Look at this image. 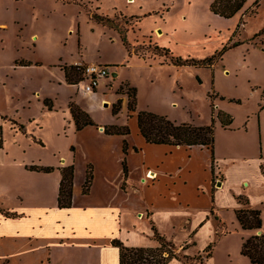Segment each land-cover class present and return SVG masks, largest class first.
Masks as SVG:
<instances>
[{
	"label": "rangeland",
	"instance_id": "1",
	"mask_svg": "<svg viewBox=\"0 0 264 264\" xmlns=\"http://www.w3.org/2000/svg\"><path fill=\"white\" fill-rule=\"evenodd\" d=\"M208 1L195 0L190 7H197L196 15L193 17L189 14L186 22L180 26L181 34L175 37H166L169 34L167 26H156L157 17L146 18L138 24L134 18L137 16L117 12L116 18L112 16V19L120 22L122 29L128 32L134 30L137 38L135 41L130 39V42L138 55L151 58L155 56L156 60L159 58L160 61L169 63V57L156 54L166 42L169 46L167 49L184 60L212 58L221 53L212 67L188 66L179 71L158 65L111 68V76L105 81L111 82L110 90L115 89L118 80L113 73L122 71L127 79L133 78L132 85L138 89L139 111L168 116L179 124L211 125L214 106L216 110L233 116L234 129L247 125L250 132L246 136L241 135L244 132L242 130L240 133L233 130L228 132L219 123L215 124L216 153L220 156V167L230 184L239 180L241 171L247 168V164L252 166L250 169L253 171L257 168V159L230 160L229 150L231 147L236 152L255 149L252 136L255 137L253 131L257 130V114L264 113V31L261 32L264 29V0H260L258 15L251 14L258 2L253 0L254 4L250 5L246 13L231 20H220L208 14ZM167 2L169 3L166 4L165 0H143L139 4L143 12L168 11L167 16L180 24L181 14L187 15L188 0ZM181 2L186 5L182 7ZM132 3L133 0L128 1L129 5ZM85 5L92 12L101 14L96 4L85 2ZM84 10L76 5H67L61 0H0V126L3 132L0 135L3 146L0 148L6 150L0 151V206L9 204L21 207L27 204V200L21 195L18 197L17 192L27 177L26 165H30L27 169L33 172L39 171L32 170V166L55 168L50 174L41 172L47 176L43 200L35 202L34 194L33 199L28 201V206H58L59 184L57 175L52 174L61 167L65 153L72 155L75 152L70 144L68 123L64 126L66 129L63 127L64 111L70 98L81 92L77 86L57 88L50 81L55 79L56 73L61 74L63 65H70L81 56L88 62L94 60L100 65L110 61L112 57L119 61L124 58L121 44L110 42L108 35H104V29L90 20ZM169 28L171 29L170 26ZM17 59L40 61L43 65L37 70L19 69L13 72V62ZM177 80L182 83L184 90L178 88ZM37 93L42 94L41 97H54L56 110L49 112L44 109L45 99L38 102L39 97L35 95ZM174 96L179 102L178 105L175 103L176 107H172ZM122 97L117 94V99ZM106 105L111 104L106 102ZM118 114L123 116L124 110ZM20 124L25 126L26 133L21 130ZM35 138L42 140L44 145ZM70 164H74V161L71 160ZM262 164L264 165V160ZM158 215L164 217L163 213ZM162 226L160 232L168 239L173 238V230L164 224ZM228 230L231 234L222 241L218 240V243L213 237V229L201 230L196 238L197 243L183 239L181 235L171 241L183 264L206 263L205 249L212 242L215 252L210 264H250L248 260L246 263V259L243 262L241 260L242 230L235 229L232 224H229ZM141 239L144 241V235H141ZM100 242L101 250L105 247L108 255H111L104 238ZM128 243L132 241L126 244ZM228 255L238 256L239 261L230 263ZM108 261L109 264H114L112 257L108 256ZM168 264L180 262L172 260Z\"/></svg>",
	"mask_w": 264,
	"mask_h": 264
},
{
	"label": "crops",
	"instance_id": "2",
	"mask_svg": "<svg viewBox=\"0 0 264 264\" xmlns=\"http://www.w3.org/2000/svg\"><path fill=\"white\" fill-rule=\"evenodd\" d=\"M80 1L96 4L101 14L111 18L112 16L116 18L117 12L139 16L141 18L136 19L138 24L146 18L157 17L158 22H160L159 25L157 22L156 26L168 27L169 34L167 36L165 34L166 37L169 35L175 37L181 34L179 29L182 27L180 26L186 22L189 14L194 17L197 11L196 6L190 7L195 3V0H188V5L181 2L182 7L185 5L187 7V15L186 13L181 14V23L176 24L171 16H167L169 15L168 11L143 12L142 6L139 4L143 0H133L130 5L128 4L130 0ZM165 1L166 4L169 3L168 0ZM213 1L209 0L206 3L208 14L220 20H231L212 13L211 4ZM254 2L248 0L245 9L232 19L246 13ZM67 5H76L79 9H83L77 4ZM85 13L88 15L86 11ZM93 22L104 29V35H108L110 42L120 43L121 52H123L122 61L112 57L103 65L116 69L158 65L171 67L177 71L188 67H178L170 61L169 63L160 61L159 58L156 60L155 56L152 58L141 56L134 51L131 54L118 31ZM127 35L129 41L130 39L135 41L137 38L134 30L129 31ZM142 35L145 34L142 33ZM164 45L163 47L169 48L168 43L165 42ZM18 60L20 61L18 62ZM23 60L25 59H17L13 62V72L19 69L37 70L43 65L40 61H32L33 65L30 66L21 65ZM71 64L88 65L99 64V62L94 60L88 62L81 56ZM62 73H64L62 70L61 74L56 73L55 79L50 82L57 88L74 86L67 83L65 73ZM124 75L122 71L113 73V76L118 80L114 91L109 89L111 82L104 80L96 92L91 94L81 92L69 100L70 102L75 101L83 110L88 112L99 126H88L78 131L69 108L70 102L64 111L63 121L65 123L63 127L68 123L67 126L71 135L70 144L75 147L74 154L65 153L62 158L64 160L60 163L63 166L70 164V161L73 160L76 167L73 206L71 208L28 206V201L33 199L34 194L36 196L33 199L35 202L43 200L47 176L41 172L30 171L27 169V166L30 165H26L27 177L25 181H22L21 188H18L17 192L18 197L21 195L27 200V204L21 205V207H14L9 204L0 206L19 215L8 218L0 213V264H109L108 256L113 258L114 264H120L119 249L112 244V241L119 239L125 244L132 241V243L126 244L130 247H156L158 242L154 238L153 224L159 231L163 224L171 228L174 237L169 240L181 235L183 239L196 242L201 230L213 229L215 233L213 237L217 243L218 240L222 241L231 234L228 229L229 224H232L235 229L242 230L244 234L240 239L242 262L246 259V263L248 260L250 264H253L248 257L242 254V247L245 239L264 233V174L261 170V164L264 160V113L258 112L257 114V130L256 132L253 131L255 137L252 136L255 149L236 152L231 147L229 150L230 160L257 159V168L253 171L250 169L252 166L247 164V168L241 171L239 180L228 184L227 177L222 172L218 161L220 156L218 152L216 153V147V166L215 171H213L212 151L205 146H172L151 144L146 141L139 128L138 112L129 111L128 96L122 95V98L117 99L118 89L121 85L123 83L132 85L134 81L133 78L127 79L128 77ZM106 82L107 84H104ZM177 84L181 91L184 90L180 81L177 80ZM35 95L39 97L38 102L53 98L54 109L56 110L54 97H41L42 94L40 93ZM173 98L175 99L172 101V107L175 103L179 104L176 100L177 97L174 96ZM117 100L122 101L123 116L113 113ZM106 102L111 105H106ZM44 109L49 112L55 111H50L47 107ZM218 123L228 132L232 130L239 133L244 131L241 135L245 134L246 136L250 132L245 124L234 129V122L229 128H224L220 122ZM110 125H129L131 133L126 136L108 135L105 133L104 126ZM1 129L2 126H0V131ZM64 129L66 128L64 127ZM125 141L129 145L128 153L124 151ZM0 151L6 150L3 151L0 148ZM125 159H127L129 169L127 178L124 170ZM89 165L94 167L95 178L90 194H84L83 185ZM52 175H57V183L60 189L61 171L58 169ZM125 182L126 188H124ZM239 197L249 201L248 207L261 210L263 219L261 230L252 231L242 228L236 215V210L243 207ZM160 213H163L164 217L158 215ZM194 231L196 234L192 237ZM141 235H144V241H142ZM103 238L107 248L111 250V255H108L105 247L101 250L100 240ZM213 256L207 264H210ZM175 260L183 264L181 260L174 259L173 261ZM228 260L230 263L235 260L239 261L238 256L231 255H228Z\"/></svg>",
	"mask_w": 264,
	"mask_h": 264
},
{
	"label": "trees",
	"instance_id": "3",
	"mask_svg": "<svg viewBox=\"0 0 264 264\" xmlns=\"http://www.w3.org/2000/svg\"><path fill=\"white\" fill-rule=\"evenodd\" d=\"M66 4H77L87 11L88 16L91 20L102 24L104 26L110 27L118 31L121 35V39L129 50L133 52V46L128 38V31L122 29L121 23L115 19L110 18L107 15L92 12L85 5V2L80 0H61ZM248 0H214L211 4V11L216 16L225 19H232L237 14L245 9ZM91 4V3H89ZM260 0L255 3L251 14L256 16L259 13ZM254 10V11H253ZM140 19L141 17H134ZM133 18V19H134ZM243 20V19H242ZM133 21V20H132ZM243 24V22H242ZM241 24H239L240 28ZM264 29L261 31L263 32ZM226 50V48L224 49ZM138 54V53H137ZM160 56H166L170 58V62L178 67L183 66H195V67H212L217 58L222 54L206 59H183L181 57H176L167 48L162 47L158 49ZM171 56V57H170ZM21 65L30 66L33 65L32 61H21ZM66 76V81L70 85H76L83 80V69L78 65H63L61 67ZM126 90H125V87ZM118 94L127 95L129 98V111L134 113L138 112V122L141 134L144 136L146 141L151 144H167L172 146H205L212 151L213 157V171H215V124L220 122L224 128H229L233 122L234 118L232 115L216 110L213 106L212 109V119L213 123L209 126H195L188 123H176L170 120L167 116L153 113L151 111H139L138 110V89L133 87L130 83H123L118 89ZM45 106L50 110H54V103L51 99L44 100ZM122 101L119 100L113 108V113L116 115L121 111ZM73 119L76 124V129L81 131L88 126H99L91 117V115L83 110L75 101H71L69 104ZM3 119L6 117L2 116ZM20 128L25 132V126L20 124ZM105 133L108 135H129L131 129L129 125L118 126L110 125L104 126ZM2 131L0 135L2 136ZM26 133V132H25ZM0 136V146L2 147L3 140ZM37 142L44 145L42 140L35 138ZM128 143L125 141L124 151L128 153ZM72 150L75 151V147L72 146ZM32 170H37L39 172L51 173L55 170L53 166H32ZM61 171L62 179L60 183L59 195H58V207L60 209H69L73 206V194H74V184H75V164H66L59 167ZM124 170L125 177L127 178L129 169L127 164V159L124 160ZM261 170L264 174V165L261 164ZM95 174L93 165H89L87 168L86 180L83 185L84 194H90L91 188L93 186ZM126 188V182L124 184ZM239 200L243 204L242 208L236 210V215L239 223L244 230H261L263 227L262 212L259 209H252L248 207L249 201L243 197H239ZM0 213L4 214L6 217H17L19 216L15 212L0 208ZM154 232V238L158 242L156 247H130L119 239H114L112 244L119 249V263L120 264H168L174 259L180 260L178 256L175 244L169 240L165 235L161 234L158 228L153 224L152 226ZM196 234V231L192 233V236ZM214 243H210L205 249L207 262L213 256ZM242 254L250 259L253 264H264V233L261 235H253L245 239L242 247ZM202 261V260H201ZM201 263V264H207ZM6 264V263H5Z\"/></svg>",
	"mask_w": 264,
	"mask_h": 264
},
{
	"label": "built area",
	"instance_id": "4",
	"mask_svg": "<svg viewBox=\"0 0 264 264\" xmlns=\"http://www.w3.org/2000/svg\"><path fill=\"white\" fill-rule=\"evenodd\" d=\"M83 70V80L77 83L75 86L79 87V91L91 94L97 91L102 81L108 79L111 76V67L100 64H80ZM84 83L86 84L84 86Z\"/></svg>",
	"mask_w": 264,
	"mask_h": 264
},
{
	"label": "bare ground",
	"instance_id": "5",
	"mask_svg": "<svg viewBox=\"0 0 264 264\" xmlns=\"http://www.w3.org/2000/svg\"><path fill=\"white\" fill-rule=\"evenodd\" d=\"M173 106H174V107H176L177 105H176V104H174Z\"/></svg>",
	"mask_w": 264,
	"mask_h": 264
}]
</instances>
